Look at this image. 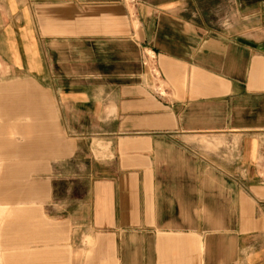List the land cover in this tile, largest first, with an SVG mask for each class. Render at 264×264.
I'll return each mask as SVG.
<instances>
[{
  "label": "crops",
  "instance_id": "1",
  "mask_svg": "<svg viewBox=\"0 0 264 264\" xmlns=\"http://www.w3.org/2000/svg\"><path fill=\"white\" fill-rule=\"evenodd\" d=\"M0 62V264H264V0H0Z\"/></svg>",
  "mask_w": 264,
  "mask_h": 264
},
{
  "label": "rangeland",
  "instance_id": "2",
  "mask_svg": "<svg viewBox=\"0 0 264 264\" xmlns=\"http://www.w3.org/2000/svg\"><path fill=\"white\" fill-rule=\"evenodd\" d=\"M8 75H13V74H12V73H9V74H8V73L4 72V66H3V64H1V62H0V80L9 77ZM3 85H4V84H3Z\"/></svg>",
  "mask_w": 264,
  "mask_h": 264
}]
</instances>
